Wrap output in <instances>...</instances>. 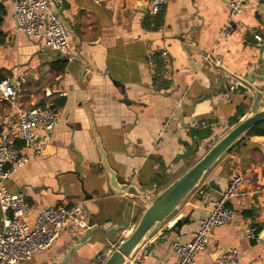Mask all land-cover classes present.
<instances>
[{
    "label": "crops",
    "instance_id": "0c3cea01",
    "mask_svg": "<svg viewBox=\"0 0 264 264\" xmlns=\"http://www.w3.org/2000/svg\"><path fill=\"white\" fill-rule=\"evenodd\" d=\"M263 2L248 0L231 17L225 0H168L155 16L148 13V0H72L60 14L71 47L59 52L19 30L14 0H0V78L21 80L22 107L49 105L59 114L41 154L12 172L6 185L29 203L30 221L44 206L82 201L93 225L68 223L51 248L18 264H100L96 257L104 261L130 235L158 194L235 124L264 108ZM206 53L222 65L205 62ZM164 66L167 72L160 75ZM227 84L246 89L229 91ZM15 113L0 101V129ZM100 148L126 188L111 186ZM234 173L245 179L229 201L235 217L216 229L195 262L215 264L235 246L239 264H264V137L245 133L147 232L137 249H147L148 264L176 261L171 242L191 239L209 201ZM251 227L255 239L247 237ZM93 228L107 232L94 231L81 241Z\"/></svg>",
    "mask_w": 264,
    "mask_h": 264
},
{
    "label": "built area",
    "instance_id": "2783aa9c",
    "mask_svg": "<svg viewBox=\"0 0 264 264\" xmlns=\"http://www.w3.org/2000/svg\"><path fill=\"white\" fill-rule=\"evenodd\" d=\"M72 0H14L13 17L18 29L34 39H42L49 49L66 52L70 49L68 30L59 13V7ZM97 2L99 0H96ZM168 0H148V13L157 15ZM248 0H225L229 15L240 14ZM154 24V23H152ZM261 40L259 34H255ZM165 56L166 52H162ZM204 61L220 67L221 59L210 53L204 55ZM167 72L164 66L160 75ZM21 88L20 79L0 78V101L6 102L16 111L14 119L9 120L0 129V210L2 230L0 231V262L18 264L30 259L35 253L51 248L58 239L61 230L68 223L81 229L93 225L90 212L82 201L70 205H47L42 207L30 221L31 207L24 196L13 193L6 185L10 174L38 157L45 141L59 122V114L52 106L35 105L30 108L21 106L17 91ZM43 134L37 137V129ZM20 142V144L17 143ZM241 173L232 174L225 188L216 199L209 201L208 214L202 218L192 237L187 242L174 240L171 248L177 255L171 264H196L195 255L204 249L215 236L216 229L233 221L235 210L229 201L238 194L244 183ZM249 239H255L253 227L246 230ZM97 260H101L98 255ZM148 251L140 247L127 259L125 264H148ZM240 252L230 246L218 255L215 264H239Z\"/></svg>",
    "mask_w": 264,
    "mask_h": 264
},
{
    "label": "water",
    "instance_id": "95a60500",
    "mask_svg": "<svg viewBox=\"0 0 264 264\" xmlns=\"http://www.w3.org/2000/svg\"><path fill=\"white\" fill-rule=\"evenodd\" d=\"M59 13L62 15V6L59 7ZM222 74L223 77H226V74ZM225 87V89L234 92L246 89L242 84H227ZM261 121H264V108L252 113L245 119L235 124L230 131H228L221 139L212 145V147H210L209 150L194 165L168 185L167 188H165L149 203L142 213L134 230L118 245L114 251H112V253H110L108 257H106L102 264H125L127 259L135 252L147 232H149L156 223L163 221L170 213H172V211L187 196V194L199 184L208 169L243 133ZM229 124L231 125L232 123ZM100 153L102 156V163L109 173L110 183L113 189L126 188V185L120 184L116 181V175L109 168L106 162V154L103 150H101V148ZM161 163L163 164L161 172L164 173L165 165L163 161H161ZM140 195L138 193L130 194L132 198H137ZM99 230L107 232L105 229L93 228L85 234L84 239L81 241H84L89 236H92L94 231Z\"/></svg>",
    "mask_w": 264,
    "mask_h": 264
},
{
    "label": "trees",
    "instance_id": "16d2710c",
    "mask_svg": "<svg viewBox=\"0 0 264 264\" xmlns=\"http://www.w3.org/2000/svg\"><path fill=\"white\" fill-rule=\"evenodd\" d=\"M5 14V9L3 5L0 4V25L3 22V16ZM0 37H1V31H0ZM65 62L62 61L61 65L57 67L58 71H62L64 69ZM245 134L248 135H258L264 137V121H261L255 125H253L251 128H249Z\"/></svg>",
    "mask_w": 264,
    "mask_h": 264
},
{
    "label": "rangeland",
    "instance_id": "374dc122",
    "mask_svg": "<svg viewBox=\"0 0 264 264\" xmlns=\"http://www.w3.org/2000/svg\"><path fill=\"white\" fill-rule=\"evenodd\" d=\"M189 162H190L189 164H193V163H194V160H193L192 157L190 158V161H189ZM196 162H197V161H196ZM196 162H195V163H196ZM195 163H194V164H195ZM194 164H193V165H194ZM184 169H185V167H183L178 173H182V171H183ZM102 263H103V262H102ZM102 263H100V264H102Z\"/></svg>",
    "mask_w": 264,
    "mask_h": 264
}]
</instances>
